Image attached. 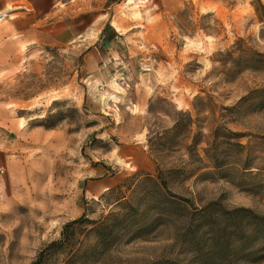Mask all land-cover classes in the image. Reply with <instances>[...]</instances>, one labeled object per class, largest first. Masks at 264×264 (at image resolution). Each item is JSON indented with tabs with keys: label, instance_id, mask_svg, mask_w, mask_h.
Returning <instances> with one entry per match:
<instances>
[{
	"label": "rangeland",
	"instance_id": "obj_1",
	"mask_svg": "<svg viewBox=\"0 0 264 264\" xmlns=\"http://www.w3.org/2000/svg\"><path fill=\"white\" fill-rule=\"evenodd\" d=\"M70 2L0 16V264H264V0Z\"/></svg>",
	"mask_w": 264,
	"mask_h": 264
},
{
	"label": "trees",
	"instance_id": "obj_2",
	"mask_svg": "<svg viewBox=\"0 0 264 264\" xmlns=\"http://www.w3.org/2000/svg\"><path fill=\"white\" fill-rule=\"evenodd\" d=\"M182 116L185 119L182 118L177 119L175 121L174 128L171 131H165L161 136L158 135L154 138H149L150 151L151 153H153V155L157 157L161 165H163L165 158L169 157L170 153H172L171 147H167V146H171L170 135H172L173 133L175 135L176 131H180L179 137L180 139H182V141H187L190 139V135L192 133L191 128L193 124L192 117L190 114H182ZM198 144L199 143L194 139V144H193L194 148H196ZM158 145L161 147V149L157 147ZM195 156L198 157V154L195 153ZM168 171H169L168 173L171 174L179 173L178 170L171 169ZM157 173L158 175L156 176V181L159 182L158 185L162 187H166L168 185L170 177H168L166 171L160 167L157 169ZM78 223H80V221H73L67 223L63 228L61 240L52 242L47 248L41 250L36 261L33 264H46L47 259L53 255L52 251H49L48 249L54 247H55V255L66 254L67 250L69 248H72L73 246V241L75 239V233L73 227ZM68 258L69 257H67V262L70 261V259Z\"/></svg>",
	"mask_w": 264,
	"mask_h": 264
},
{
	"label": "crops",
	"instance_id": "obj_3",
	"mask_svg": "<svg viewBox=\"0 0 264 264\" xmlns=\"http://www.w3.org/2000/svg\"><path fill=\"white\" fill-rule=\"evenodd\" d=\"M68 1V2H66ZM71 0H0V16L10 15L12 13H15L17 11H21L22 13H28L31 14V17H35L37 22L44 21L47 17L50 15L55 14V11L57 10V7L59 3L70 4ZM26 10V11H25ZM59 10V8H58ZM23 11V12H22ZM62 21L61 23H59ZM56 23L57 27H60L62 25L63 29L62 32H67L68 26H65V23L63 22V19ZM55 27V21L51 22V32L53 34V37L55 38V33L57 32V29ZM56 36H61L60 30L56 33ZM113 39L118 38L117 35L113 34ZM101 42L106 41L109 42L110 40L107 38V32L104 28V35L100 40Z\"/></svg>",
	"mask_w": 264,
	"mask_h": 264
}]
</instances>
